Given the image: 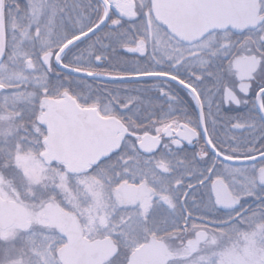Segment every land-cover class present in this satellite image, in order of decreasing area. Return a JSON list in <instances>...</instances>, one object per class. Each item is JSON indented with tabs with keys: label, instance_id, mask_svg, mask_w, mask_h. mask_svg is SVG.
Wrapping results in <instances>:
<instances>
[{
	"label": "snow or ice",
	"instance_id": "1",
	"mask_svg": "<svg viewBox=\"0 0 264 264\" xmlns=\"http://www.w3.org/2000/svg\"><path fill=\"white\" fill-rule=\"evenodd\" d=\"M0 264H264V0H0Z\"/></svg>",
	"mask_w": 264,
	"mask_h": 264
}]
</instances>
